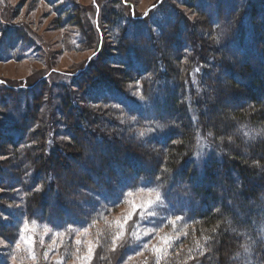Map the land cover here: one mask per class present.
I'll return each instance as SVG.
<instances>
[{"label":"trees","instance_id":"trees-1","mask_svg":"<svg viewBox=\"0 0 264 264\" xmlns=\"http://www.w3.org/2000/svg\"><path fill=\"white\" fill-rule=\"evenodd\" d=\"M43 1L73 48L94 54L32 83L0 79V238L14 245L25 219L92 229L97 264H111L107 218L129 191L154 189L152 227H185L159 264H264V0H156L137 16L108 0L92 17ZM7 6L0 62L53 66L50 45ZM147 246L129 242L119 263Z\"/></svg>","mask_w":264,"mask_h":264},{"label":"rangeland","instance_id":"rangeland-1","mask_svg":"<svg viewBox=\"0 0 264 264\" xmlns=\"http://www.w3.org/2000/svg\"><path fill=\"white\" fill-rule=\"evenodd\" d=\"M70 1V0H69ZM74 4H78L82 11H90V15H93L92 6L96 2L104 3V9L113 8L108 0H71ZM126 5H118L122 10L131 12V15L137 16L142 13H148L151 9L150 7L155 3L156 0H123ZM7 7H9V14L11 21L16 23H25V25L30 28L37 35L42 37L49 45L50 52L52 53L51 63L53 66L45 67V60L34 61L32 59L22 60V61H7L0 62V79H5L9 81H16L26 78L27 83H32L35 79L40 77L43 73L51 72V68L55 70H75L83 65L86 59H88L92 54H94V47L91 49L77 50L72 46L73 43V30L68 31L67 29H59L57 26V18L51 6L44 3L43 0H6ZM126 6L128 8H126ZM116 7V6H115ZM184 10V9H183ZM102 17L105 16V11L102 10ZM154 19V18H153ZM102 24V22H101ZM67 28V27H66ZM76 38V37H75ZM107 43L113 44L112 40L107 38L104 39ZM72 49H76L75 51ZM87 64V63H86ZM51 67V68H49ZM105 67L108 65L105 64ZM52 71V72H53ZM111 74L115 75L113 68L109 71ZM132 87H137L138 84L131 85ZM19 109H14L13 112H18ZM9 179L6 178V181ZM3 191L0 190V196ZM156 191L149 193L148 191H135L132 192L125 203L120 206L115 212H113L108 218L107 223L112 225L116 230V221L119 219L123 222V217L129 212L133 211V204H141L146 202L148 199H155ZM13 206V205H10ZM153 208L151 209V212ZM153 213V212H152ZM143 216V219H141ZM151 215L148 212L140 213L137 212L132 219L129 221L127 226V233L122 241H117L118 247L111 256V264H145L148 263L153 257L158 256L153 249L154 247L163 248L164 251L168 247L167 244L162 242V237H169L171 241L176 237L183 234L185 227L179 228L174 225L171 228H161L159 230L152 227L150 221ZM149 221V223H147ZM175 219L170 222L175 223ZM27 222V227L25 224ZM34 222V223H33ZM100 225V224H99ZM45 224H41L36 221L23 220L20 224V236L14 245H10L0 238V256H6L10 259V264H57L58 260H62L63 264H97L101 263L103 260L98 256V247L102 244L101 232L95 233L92 229H68L65 231L53 230L51 227L47 226L51 231L45 234ZM87 230V231H85ZM118 230V229H117ZM148 230H154L150 234L145 235L144 233ZM136 232L140 237L139 240L132 236L133 232ZM56 233H60L57 236ZM148 243H143V239L149 238ZM112 239V235H111ZM81 240V244H77L76 241ZM129 242L134 244L142 243L148 245L145 252L136 251L135 253L128 255L123 262L119 263V256L121 255V250ZM19 243L20 247L17 248L16 244ZM93 247L94 251L92 258L90 260H85L84 257L87 255L89 244ZM113 247V244H112ZM110 249V248H109ZM146 251L153 253L152 256L147 255ZM34 253L35 259L32 258ZM47 253V257H45ZM15 256V261L12 257ZM117 262V263H116Z\"/></svg>","mask_w":264,"mask_h":264},{"label":"snow or ice","instance_id":"snow-or-ice-1","mask_svg":"<svg viewBox=\"0 0 264 264\" xmlns=\"http://www.w3.org/2000/svg\"><path fill=\"white\" fill-rule=\"evenodd\" d=\"M145 15H147V13H145ZM143 97H141L142 99ZM37 191H39V187H37L36 189ZM139 191H148L149 193H152L153 191H156L154 189H138ZM125 195H132V192L129 191L128 193H126ZM162 203V197H161V194L159 191H156V194H155V199H148L146 202L144 203H141V204H133V211L132 212H129L126 216L123 217V222H121L119 219L116 221V224H117V231L116 233H114L112 235V244H113V247H112V251H115L116 250V247H118L117 245V241H122L124 236L126 235L127 233V226H128V223L129 221L132 219V217L137 213V212H140V213H144V212H148L150 213L151 215H155V213H152L151 212V209ZM6 219V218H5ZM141 219H143V216H141ZM177 219H182V218H177ZM34 223V222H33ZM25 227H27V222L25 224ZM51 230L47 228V226H45V234L47 235L48 232H50ZM87 231V230H85ZM154 230H148L146 231L144 234L145 235H148L150 234V232H152ZM57 236H60L61 234L60 233H56ZM132 236L139 240L140 237L137 235V233L134 231L132 233ZM162 242L164 244H167V245H170L171 244V238L169 237H162ZM2 242V241H0ZM76 243L79 245L82 243L81 240H77ZM16 247L19 248L20 247V244L17 243L16 244ZM156 253H159V254H163L164 253V249L163 248H160V247H154L153 249ZM93 247L91 246V243L89 244V247H88V251H87V255L84 257L85 260H90L92 258V254H93ZM45 257H47V253H45ZM32 258L35 259V255L34 253L32 254ZM159 259H160V256L157 257V264H159ZM12 260L15 261V256L12 257ZM57 264H63V261L62 260H58L57 261Z\"/></svg>","mask_w":264,"mask_h":264},{"label":"water","instance_id":"water-1","mask_svg":"<svg viewBox=\"0 0 264 264\" xmlns=\"http://www.w3.org/2000/svg\"><path fill=\"white\" fill-rule=\"evenodd\" d=\"M160 1H161V0H159L158 3H159ZM153 7H154V5H152V6L150 7V9H152Z\"/></svg>","mask_w":264,"mask_h":264}]
</instances>
